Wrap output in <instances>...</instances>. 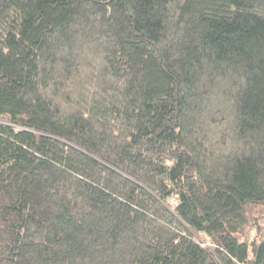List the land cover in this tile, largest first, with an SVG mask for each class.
Masks as SVG:
<instances>
[{
  "label": "trees",
  "instance_id": "obj_1",
  "mask_svg": "<svg viewBox=\"0 0 264 264\" xmlns=\"http://www.w3.org/2000/svg\"><path fill=\"white\" fill-rule=\"evenodd\" d=\"M0 264H264V0H0Z\"/></svg>",
  "mask_w": 264,
  "mask_h": 264
},
{
  "label": "rangeland",
  "instance_id": "obj_2",
  "mask_svg": "<svg viewBox=\"0 0 264 264\" xmlns=\"http://www.w3.org/2000/svg\"><path fill=\"white\" fill-rule=\"evenodd\" d=\"M197 239L202 240V236L197 235Z\"/></svg>",
  "mask_w": 264,
  "mask_h": 264
}]
</instances>
